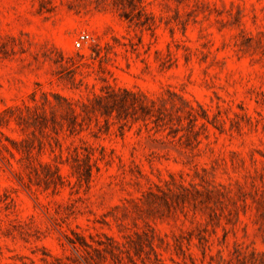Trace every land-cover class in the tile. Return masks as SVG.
Returning <instances> with one entry per match:
<instances>
[{
  "label": "rangeland",
  "instance_id": "374dc122",
  "mask_svg": "<svg viewBox=\"0 0 264 264\" xmlns=\"http://www.w3.org/2000/svg\"><path fill=\"white\" fill-rule=\"evenodd\" d=\"M0 264H264V0H0Z\"/></svg>",
  "mask_w": 264,
  "mask_h": 264
},
{
  "label": "built area",
  "instance_id": "2783aa9c",
  "mask_svg": "<svg viewBox=\"0 0 264 264\" xmlns=\"http://www.w3.org/2000/svg\"><path fill=\"white\" fill-rule=\"evenodd\" d=\"M89 37L87 35H80L79 39L76 41L75 46L80 48L83 44L87 43Z\"/></svg>",
  "mask_w": 264,
  "mask_h": 264
}]
</instances>
